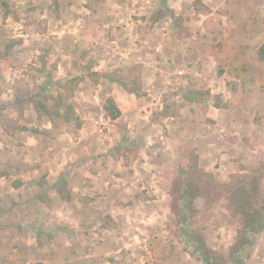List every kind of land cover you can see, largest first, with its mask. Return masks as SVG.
<instances>
[{
  "label": "rangeland",
  "instance_id": "obj_1",
  "mask_svg": "<svg viewBox=\"0 0 264 264\" xmlns=\"http://www.w3.org/2000/svg\"><path fill=\"white\" fill-rule=\"evenodd\" d=\"M245 8L260 23L264 0H0V234L22 221L45 223L39 245L47 255L27 264H65L50 251L49 222L61 216L75 229L84 226L85 237L101 223L103 236L120 240L122 254L137 242L142 252L118 264H206L196 236L222 254L223 264H264V231L231 254L242 221L225 196L196 197L191 220L182 222L174 186L183 170H200L221 184L256 176L264 193V151L227 156L226 125L215 128L212 117L196 112L225 103L224 93L211 92L208 74L220 84L232 66L201 43L213 41L217 14L227 19L222 26L234 27ZM200 31L210 35L195 38ZM101 63L116 68L97 70ZM111 81L127 91L116 120L104 109ZM99 82L105 102L85 99ZM67 104L69 120L50 118ZM50 176H60L56 189ZM56 206L61 213L54 215ZM100 244L74 264H93ZM2 248L0 264H21L5 262Z\"/></svg>",
  "mask_w": 264,
  "mask_h": 264
},
{
  "label": "crops",
  "instance_id": "obj_2",
  "mask_svg": "<svg viewBox=\"0 0 264 264\" xmlns=\"http://www.w3.org/2000/svg\"><path fill=\"white\" fill-rule=\"evenodd\" d=\"M249 5L250 3L246 6L249 7ZM241 8L244 10V5L243 7L241 6ZM261 14H258L257 17V20L260 21L261 24H254V20L250 18L249 9L245 8L244 13L241 12L240 19H237L234 27H232L233 25L227 27L222 26L224 23H227V19L223 17L224 15L219 16V14H217L219 28L213 31L214 33L210 36L213 41L211 43H201L204 49H209L207 54L216 53L212 56L226 57L229 64H232V66H226L225 74L222 75L223 83L217 84L216 82H218V79L211 73L208 74L213 79V83H209L211 92L218 94L224 93L226 97L225 103L221 107L212 104L209 105V107L204 106L199 108L200 111L196 110L197 115L201 117V119L212 117V119H214L215 128L219 124L226 125V134L229 138L227 148L230 149L228 151H231L227 154L229 157H236V153H238L236 151L239 150L249 153V156L252 155V152L257 154L258 152L261 153L264 151V61L257 58L259 48L264 44V16H260ZM208 35H210V33L204 34V31H200L196 34L195 38L198 36L200 38H206L207 36L208 38ZM199 55L202 56L205 54L199 52ZM110 68L113 70L116 66H108L107 64L101 63L100 66L96 67L97 70L102 71H108ZM199 68V75L205 76L204 72H206V68L201 66H199ZM107 80L108 79L105 81ZM229 81H231V83H229ZM101 84L105 83L99 82L97 84L98 89L96 88L92 96L87 95L85 99H92V102H98L100 100L105 102L102 99V90L99 88V86H102ZM110 88V97L116 101L123 114V104L120 100L124 92L127 91L117 81H111ZM189 113L194 116V112L191 109ZM119 118L120 117L117 119ZM206 126L204 129H207ZM238 157H241L239 153ZM230 160L231 163H234L232 158H230ZM246 160H249V158L242 159V161ZM59 178L60 176H50L49 178L50 184L54 189H56V184L60 180ZM148 207L147 210L150 208L151 210L153 209V205L152 207ZM59 209L60 208L56 206L52 210V213L56 215ZM90 209H94L91 204L89 205V210ZM154 209L156 213H158L156 206H154ZM94 210L98 211L99 209ZM151 212L154 213L153 211ZM38 214L41 213L38 212ZM97 214H99V211ZM51 221L52 222H49V227L54 232L52 235L55 238L53 243H55L50 246V251L51 249L54 250V254L60 263L74 264V262L77 261L82 262L87 254V257L94 256L95 246L96 244H100L103 238V242L99 245L100 247L98 246L99 249L101 248L102 253L93 264H107V262H109V264H118L122 262L126 254H129L128 257H130L134 250H140L137 242L131 241L130 245L133 243L132 246L127 247L128 250L126 253L122 254L123 248H121L122 245H120V240L115 244L111 242L115 240V237L109 239V236H103V233H101V230H103L102 224L99 222L96 225H91L89 228L90 230L98 231V233L95 231L90 236L86 235V237H89V240H86L85 234L83 233L85 231L84 226L82 228V226L79 227L76 225L77 228L75 229L73 228L75 226H72V224L63 222L62 216L54 217ZM29 222L28 220L26 222L22 221L19 222V224H12L3 229L4 233L0 234V245L3 247L1 257L5 262L27 264V260L30 256H38L36 258H39L42 255H47L48 247H40L39 245V242L42 241L40 240L43 234L41 231L45 228L43 226L45 223L42 220H38L37 225H29L33 224ZM5 230H7V232H5ZM75 231L81 232L75 233ZM75 247H79L80 251L76 252L74 249ZM87 247L91 252L85 250ZM104 250H106V253H104ZM141 252L140 250L139 253ZM94 259L95 258H92L91 260Z\"/></svg>",
  "mask_w": 264,
  "mask_h": 264
},
{
  "label": "trees",
  "instance_id": "obj_3",
  "mask_svg": "<svg viewBox=\"0 0 264 264\" xmlns=\"http://www.w3.org/2000/svg\"><path fill=\"white\" fill-rule=\"evenodd\" d=\"M258 57L264 61V44L260 46ZM73 83L78 78L72 79ZM62 106V101L60 102ZM64 112L58 108L54 114H49L54 120L59 117L61 120H69L73 109L67 104ZM106 114L112 119L120 117L122 111L116 101L111 97L104 104ZM65 117V118H64ZM205 176L211 177L209 183H203ZM57 182L56 185L60 184ZM258 177H251L248 174H240L234 177L228 184H221L211 174H204L203 171L182 172V178L175 180L174 186L179 189V217L182 222H189L190 213L195 210V198L201 195H223L227 200L228 207L241 217L242 227L238 231L237 241L231 248V254L242 252L255 243V238L264 231V193L259 186ZM191 220V219H190ZM199 241L200 250L205 258L206 264H223L222 254L209 248L201 236L195 237Z\"/></svg>",
  "mask_w": 264,
  "mask_h": 264
}]
</instances>
